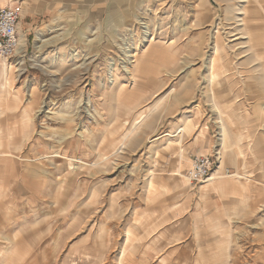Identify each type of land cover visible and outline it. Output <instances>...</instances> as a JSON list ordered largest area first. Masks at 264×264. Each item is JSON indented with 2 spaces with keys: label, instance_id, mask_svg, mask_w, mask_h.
Wrapping results in <instances>:
<instances>
[{
  "label": "rangeland",
  "instance_id": "obj_1",
  "mask_svg": "<svg viewBox=\"0 0 264 264\" xmlns=\"http://www.w3.org/2000/svg\"><path fill=\"white\" fill-rule=\"evenodd\" d=\"M12 1L24 55L6 62V86L0 65V262L173 264L183 228L187 262L199 240L209 264L227 223L222 249L249 234L264 264V0L245 17L242 0ZM214 37L236 156L221 173L204 80ZM196 158L217 172L211 185L190 182Z\"/></svg>",
  "mask_w": 264,
  "mask_h": 264
},
{
  "label": "bare ground",
  "instance_id": "obj_2",
  "mask_svg": "<svg viewBox=\"0 0 264 264\" xmlns=\"http://www.w3.org/2000/svg\"><path fill=\"white\" fill-rule=\"evenodd\" d=\"M242 1L246 5H250L248 8L246 6L247 9H244L243 10V16L245 17L246 16V13H248L247 10L250 11V7H254V4L253 3L256 0H242ZM4 6H8V5H4ZM4 6H0V7H4ZM263 11H264V8H263ZM241 24H242V22H241ZM145 34L147 35V32ZM217 34H219V33H217ZM215 35H216V33H215ZM43 36H44V34L41 32L39 34L38 38H42ZM220 37L219 38H215L214 37V39H216V40H215L214 47L211 48V51H212L211 52V55H212V57L209 60L208 66L206 67V73H207V75L204 78V80L206 81V84H207V91H208V94H209L208 97L210 99L208 106H209V109H210L211 113H213L216 116L215 124L220 129V139H219V141H220V147L221 148H220V150L217 151L216 156H218L219 159H222V160H220V165L217 168V172L218 173H221L222 172L225 163H228L229 165H232L234 167V164L236 162L235 161L236 156L234 154H232L231 150L225 149V148L223 149V147H226L227 146L226 144H227L228 135H227V132H226V128L228 126H230L232 123H233L232 125H234V122H233L234 121V118H233V116H231L225 110L224 105H223V102H222V101H224V98H225L222 89H223V87H226V83H227L226 79L227 78L225 79V76L224 75H225V71H227V70H225L226 69V65L225 64H221L222 59L219 57L220 54L218 55V48L220 47L218 45L219 44L218 43V41H219L218 39H220ZM38 38H36V39L38 40ZM221 39H222V37H221ZM47 45H48L47 40H44V41L39 40L38 41V46L35 47V49H37V51L39 53V51H42ZM220 49H219V51H222ZM18 54H19V57L20 58H22L23 55H24V40H23V36H21V39H20ZM224 55H226V53ZM224 55H223V57H225ZM219 59H221V61ZM227 59L228 58H226V60ZM125 61H126V59L124 58L122 60V63H124ZM223 62H224V60H223ZM1 64H2V73H3V76L5 77V83H6V84L4 83V86H6L7 85V81H8V78H6V76H7L6 75V72H11L12 71V66H8V64L6 62H0V65ZM33 66L34 67H38L37 63H35ZM44 69L42 70V72L44 73V77H45V83H44L43 87L45 88V90L50 91V90H52V88H51L52 87L51 80H53L52 79V76H54V75H52V73H50L49 71L44 70ZM123 69H124V72L129 76L130 75V72H129L128 68L127 67H123ZM87 70H88L87 68L84 69L83 76H86ZM132 71H133V69H132ZM15 73H18L16 77H19V78L22 77L23 75H26L25 74L26 73V70H25V68L22 67V63L21 62H20V66H18V68H15ZM227 74H230V73H227ZM229 77H231V76H229ZM4 86H3V88H4ZM257 116H259V115H257ZM256 119L258 121L260 120L259 117H256ZM186 131H187V128L186 127H184L183 129H181L179 131V133H181V134L178 133L179 136H180V139L181 138L184 139V137L187 136V132ZM6 154L8 155L7 156V158H8L9 157V153H6ZM217 172H215V174H213L210 177V179L205 180V182L208 185H211V183H213L216 180L215 177L217 175ZM180 176H182V175H180ZM241 176H242V174L235 173V174H232V175H228V178H230V179L235 178V179L240 180V179H242ZM182 177L184 178V180L188 181V178L186 176H182ZM245 188H246V186H245ZM229 229L230 228L228 227V224L227 223L226 224L223 223L222 225H220V227L218 228V230L216 229V234H215V238H216L215 243H216V245L214 246V251H215L214 253L216 254L217 257L216 256L213 257V259H211L209 261V264H256V261L258 259L257 255L256 256H253V255L251 256V254H250L252 252L251 247H253L256 244V242H255L256 239H255V237L254 238L248 237L249 234L242 233V235H240L239 237H237V239L239 241H241V242L238 243V245H236V248H234L235 251H237V247H238V249H240L237 253H233L232 255H230L228 253V250H230V249L229 248L227 249V246L224 249H222L221 240L224 237L228 236ZM182 230H183V228L177 230V232L175 234L176 235L175 236V240L173 239L175 241V243H176V244L174 243L175 244V249H174V257H173V260H172L173 264H190V262H187V260H186L187 253L181 251V249L178 248L179 244L182 243L181 241L183 239V237H182ZM194 230H196V229H194ZM129 235L130 234H127V233L125 235V241L126 242L129 241V237H130ZM195 244H196V251H197L196 252V258L197 259H195V260H197V261L194 264H198L203 259V255L205 254L206 249L209 248V247H207V245H205V246L202 245V242H200L199 240H197V242ZM131 247H132V245H131ZM184 250H186V249H184ZM123 253L124 252H122L121 255H123ZM190 254H193V250L192 249H191V251H190V253L188 255H190ZM207 254H206V256H207ZM190 257H191V255H190ZM0 258H3V254L0 255ZM10 262H13V261L10 259L9 262H7V263L4 262V263L5 264H10ZM0 263L2 264V262H0Z\"/></svg>",
  "mask_w": 264,
  "mask_h": 264
},
{
  "label": "built area",
  "instance_id": "obj_3",
  "mask_svg": "<svg viewBox=\"0 0 264 264\" xmlns=\"http://www.w3.org/2000/svg\"><path fill=\"white\" fill-rule=\"evenodd\" d=\"M21 10L20 5L16 3L0 8V62H7L18 55ZM207 163L208 161L203 159H195L189 172L190 182H204L211 177Z\"/></svg>",
  "mask_w": 264,
  "mask_h": 264
},
{
  "label": "crops",
  "instance_id": "obj_4",
  "mask_svg": "<svg viewBox=\"0 0 264 264\" xmlns=\"http://www.w3.org/2000/svg\"><path fill=\"white\" fill-rule=\"evenodd\" d=\"M14 3V1H12V0H9V2L8 3H6L5 5H10V4H13ZM0 6H4V4H2L1 3V1H0Z\"/></svg>",
  "mask_w": 264,
  "mask_h": 264
}]
</instances>
